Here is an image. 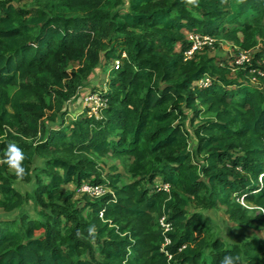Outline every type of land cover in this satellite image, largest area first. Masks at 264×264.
<instances>
[{
	"label": "trees",
	"instance_id": "1",
	"mask_svg": "<svg viewBox=\"0 0 264 264\" xmlns=\"http://www.w3.org/2000/svg\"><path fill=\"white\" fill-rule=\"evenodd\" d=\"M127 5L37 0L23 9L0 0V210L18 212L0 220V264H221L226 256L264 264V239L227 244L210 218L190 212L223 208L237 227L264 230V76L256 74L260 85L241 80L250 69L264 74V0ZM191 33L256 52L232 78L211 48L184 60ZM110 63L106 89L88 91L108 100L101 118L66 123ZM206 76L212 84L198 87ZM104 156L126 174L104 176L96 162ZM36 158L43 163L33 167ZM12 160L22 171L8 172ZM16 180L34 189L22 193ZM84 184L109 191L76 200Z\"/></svg>",
	"mask_w": 264,
	"mask_h": 264
},
{
	"label": "rangeland",
	"instance_id": "2",
	"mask_svg": "<svg viewBox=\"0 0 264 264\" xmlns=\"http://www.w3.org/2000/svg\"><path fill=\"white\" fill-rule=\"evenodd\" d=\"M5 1H9L10 3H13L16 7L19 8H36V3L37 0H5ZM127 0H124V9H127ZM239 53V49L232 43H229L227 41H220L219 43H217L213 48H211L209 50V55L211 57H215L218 63H226L227 65L229 64V66L232 69V75L231 77H237L240 73L244 74L245 72V66L242 68H239L236 66V58L238 56ZM255 55V53L251 54V57L253 58V56ZM111 64H108V70L105 71L103 68L99 67L94 76L91 78L90 82H89V86L88 88H86V90L84 91L87 92L90 90H93L95 87L99 88V92L100 90H105L107 87V83L109 80V68L111 67ZM254 70V69H253ZM253 70H249V74L244 75V77H242L241 80H246V81H250L252 84L254 85H260L258 84V79L256 77V74L254 73ZM253 79H256L257 84H255L253 82ZM260 82V81H259ZM84 93L81 97V99L75 103L74 105L71 106L70 108V114L66 116L65 121L66 123H69L71 120H74L76 118H78L81 114H86V109H85V104L83 103L82 99L84 97ZM185 109V108H184ZM49 115H52V112H50ZM60 121L61 119L58 118V121L56 122H50L49 118L43 120V123H45L48 127H58L60 126ZM186 128L188 129V132L190 134V143H191V149L195 150L196 145H197V135L193 129V127L190 125L189 121L186 122ZM41 138V137H39ZM96 162L98 164V167L102 168V172L103 175H107V174H111L113 173L114 169H117L118 172L126 174L125 173V168L121 162V160L119 159H115L112 156H104V157H99L98 159H96ZM4 163V162H3ZM1 163V164H3ZM43 163L42 159L36 158L34 163H33V167H38L41 166ZM8 172L10 174H14L16 173L15 169L10 166L8 168ZM130 181V178L126 179V182ZM15 187L20 190L22 193H27V192H31L34 189V182L31 183H23L20 180H16L15 182ZM156 186H159L158 184ZM70 190H74V186H70L69 188ZM75 193V197L76 200H81L84 201V196L83 194H81L79 192V189H75L74 191ZM26 209L29 210V212L31 213V216L33 218L36 217V211L33 209L32 205H29L26 207ZM202 212L204 213V215H206L208 218H210V222L211 225L214 228V232L217 236H220L225 243L230 244V243H238L241 242L244 238V236L241 235H251L252 237H256L258 239H264V230L261 228L258 229H248V228H240L237 227L236 225L232 224L231 222H229L227 216L224 213V209L223 208H218L216 210H202L199 208H196V205L194 204L193 207L191 208L190 212ZM18 215V212H13L11 214L6 213L2 210H0V220H6V219H11L13 217L16 218V216Z\"/></svg>",
	"mask_w": 264,
	"mask_h": 264
},
{
	"label": "built area",
	"instance_id": "3",
	"mask_svg": "<svg viewBox=\"0 0 264 264\" xmlns=\"http://www.w3.org/2000/svg\"><path fill=\"white\" fill-rule=\"evenodd\" d=\"M187 40L189 43V48L184 53L185 61L191 60L201 50L205 48H213L217 43L220 42L218 39L210 35H202V34H194V33L189 34L187 36ZM256 49L257 51L260 50L259 47H257ZM254 52L256 51L239 49V53L235 61L236 66L242 68L246 64H249L252 60L251 54ZM122 58L123 59L127 58L126 54H124ZM121 62H122L121 60L114 61L113 67L116 70L119 69ZM263 62H264V56H263ZM253 71L255 74L264 76L263 72L261 71H257V70H253ZM253 82L257 84L256 79H253ZM211 84H212V78L209 76H206L205 78L197 82V86L200 88L209 87ZM82 101L85 104V109H86L85 115L89 118H95L97 120L101 118L102 111L108 105V100L102 97L99 92L84 94ZM1 162L2 159L0 157V163ZM11 162L13 163V160ZM164 190L169 191L170 186L168 185L164 186ZM108 191L109 190L102 185H89V184H84L79 190L81 194L88 195L92 199H98L103 195H105ZM160 222L166 231L170 229V225L166 223L165 218L161 219Z\"/></svg>",
	"mask_w": 264,
	"mask_h": 264
},
{
	"label": "clouds",
	"instance_id": "4",
	"mask_svg": "<svg viewBox=\"0 0 264 264\" xmlns=\"http://www.w3.org/2000/svg\"><path fill=\"white\" fill-rule=\"evenodd\" d=\"M189 2L195 3V0H189ZM10 151L13 153L14 159L18 160L20 158V152L18 149H16L15 147H11ZM12 167L16 168L18 171H22V169H20L18 163H13ZM238 260H239V257L226 256L222 260L221 264H237Z\"/></svg>",
	"mask_w": 264,
	"mask_h": 264
},
{
	"label": "crops",
	"instance_id": "5",
	"mask_svg": "<svg viewBox=\"0 0 264 264\" xmlns=\"http://www.w3.org/2000/svg\"><path fill=\"white\" fill-rule=\"evenodd\" d=\"M88 93V91L87 92H85L84 94H87Z\"/></svg>",
	"mask_w": 264,
	"mask_h": 264
}]
</instances>
